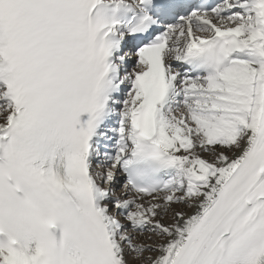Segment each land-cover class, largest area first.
Listing matches in <instances>:
<instances>
[{"label":"snow or ice","instance_id":"1","mask_svg":"<svg viewBox=\"0 0 264 264\" xmlns=\"http://www.w3.org/2000/svg\"><path fill=\"white\" fill-rule=\"evenodd\" d=\"M0 264H264V0H0Z\"/></svg>","mask_w":264,"mask_h":264}]
</instances>
